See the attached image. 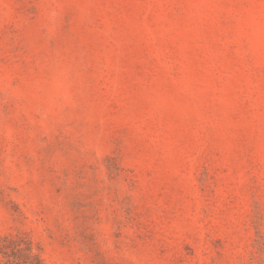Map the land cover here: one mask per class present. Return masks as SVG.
Instances as JSON below:
<instances>
[{"label": "rangeland", "instance_id": "obj_1", "mask_svg": "<svg viewBox=\"0 0 264 264\" xmlns=\"http://www.w3.org/2000/svg\"><path fill=\"white\" fill-rule=\"evenodd\" d=\"M19 235L43 264H264V0H0Z\"/></svg>", "mask_w": 264, "mask_h": 264}, {"label": "trees", "instance_id": "obj_2", "mask_svg": "<svg viewBox=\"0 0 264 264\" xmlns=\"http://www.w3.org/2000/svg\"><path fill=\"white\" fill-rule=\"evenodd\" d=\"M3 264H43L37 252H33L32 241L21 235L16 238L4 236L0 243Z\"/></svg>", "mask_w": 264, "mask_h": 264}]
</instances>
